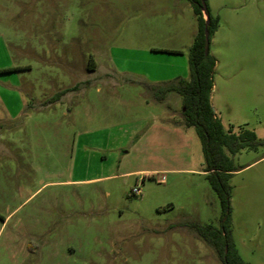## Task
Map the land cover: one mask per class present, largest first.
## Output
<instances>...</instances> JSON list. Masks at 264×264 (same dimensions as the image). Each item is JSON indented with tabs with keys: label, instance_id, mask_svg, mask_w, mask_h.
I'll return each mask as SVG.
<instances>
[{
	"label": "rangeland",
	"instance_id": "374dc122",
	"mask_svg": "<svg viewBox=\"0 0 264 264\" xmlns=\"http://www.w3.org/2000/svg\"><path fill=\"white\" fill-rule=\"evenodd\" d=\"M204 2L211 105L264 137V0ZM198 30L191 0H0V264H224L195 227L223 225L200 138L156 96ZM226 151L232 241L264 264V146Z\"/></svg>",
	"mask_w": 264,
	"mask_h": 264
},
{
	"label": "trees",
	"instance_id": "16d2710c",
	"mask_svg": "<svg viewBox=\"0 0 264 264\" xmlns=\"http://www.w3.org/2000/svg\"><path fill=\"white\" fill-rule=\"evenodd\" d=\"M191 3L194 11L199 15V30L189 50L190 77L158 87L156 96L158 99H162L168 91H176L182 96V113L185 124L194 127L200 138L205 171H207L210 183L222 203V229L218 230L210 224L196 225L198 233L216 249L224 264H249L241 258L231 238L229 226L231 185L229 178L233 171L239 169L235 167L226 150L235 154L243 148L264 146V137L258 136L254 130L247 128L238 133L233 132L231 128L226 129L222 120L215 113L211 105V90L216 59L210 52L205 53L207 45L205 29L207 27L209 30L210 41L211 35L218 28V19L209 15V22H206L203 12L204 0H191ZM17 68L6 67L1 70L12 71ZM149 86L152 87V85ZM61 94L63 91L57 93L56 98H59Z\"/></svg>",
	"mask_w": 264,
	"mask_h": 264
},
{
	"label": "water",
	"instance_id": "95a60500",
	"mask_svg": "<svg viewBox=\"0 0 264 264\" xmlns=\"http://www.w3.org/2000/svg\"><path fill=\"white\" fill-rule=\"evenodd\" d=\"M203 12L205 14V18H206V22H209V13L207 12V6L205 3H203ZM205 36H206V39H207V45L205 47V53H208L209 52V30L205 29Z\"/></svg>",
	"mask_w": 264,
	"mask_h": 264
},
{
	"label": "built area",
	"instance_id": "2783aa9c",
	"mask_svg": "<svg viewBox=\"0 0 264 264\" xmlns=\"http://www.w3.org/2000/svg\"><path fill=\"white\" fill-rule=\"evenodd\" d=\"M133 193L136 194V195H139L142 193V190H141V187L138 185L136 186L135 188H133Z\"/></svg>",
	"mask_w": 264,
	"mask_h": 264
},
{
	"label": "crops",
	"instance_id": "0c3cea01",
	"mask_svg": "<svg viewBox=\"0 0 264 264\" xmlns=\"http://www.w3.org/2000/svg\"><path fill=\"white\" fill-rule=\"evenodd\" d=\"M7 67H12V66H7ZM3 68H6V67H3ZM3 68H1V69H3ZM18 68H19V67H18ZM1 69H0V70H1ZM1 71H2V70H1ZM223 124H224V123H223ZM257 134H258V133H257ZM258 136H262V135H259V134H258ZM29 245H31L32 247L35 246L34 243H33L32 241L30 242ZM29 245L27 244V247H29Z\"/></svg>",
	"mask_w": 264,
	"mask_h": 264
}]
</instances>
